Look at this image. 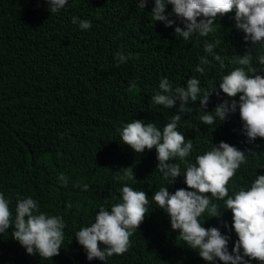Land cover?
<instances>
[{"label":"trees","instance_id":"obj_1","mask_svg":"<svg viewBox=\"0 0 264 264\" xmlns=\"http://www.w3.org/2000/svg\"><path fill=\"white\" fill-rule=\"evenodd\" d=\"M137 4L138 0H68L59 12L50 13L45 0H0V192L10 200L13 214L18 199L32 197L40 211L63 217L67 225L60 254L52 259L28 255L9 228L0 234V264H102L87 259L75 233L94 222L101 205L110 210L122 202L125 185L146 192L148 215L130 237L128 251L109 257L106 264H207L171 229L170 218L151 199L161 187L168 186L170 193L187 189L185 177L171 184L156 170L155 148L137 154L122 144L120 132L134 119L161 129L171 122L179 101L172 109L150 102L163 78L173 88L197 78L201 95L216 85L220 95L213 93L204 111H214L225 100L230 104L232 98L219 89L222 76L239 67L233 57L249 49L253 66L257 71L264 68L257 60L264 45L244 40L243 31L234 27V12L218 16L208 36L197 34L186 41L174 34L176 26L183 27L175 14L170 16L173 26L166 27L151 19L154 0L144 9ZM80 20L90 21L92 27L80 29ZM208 43L216 44L211 54L205 52ZM117 53L131 59L121 64ZM214 55L223 60V69ZM202 57L209 61L201 65L203 74L196 71ZM187 106L191 111L181 113L177 128L194 146L187 159L195 163L197 155L226 142L246 155V163L227 185L229 196L250 189L256 176L264 175V138L248 142L238 108L225 121L208 126L200 120L204 113L199 100ZM174 162L183 174L185 165L179 158ZM128 167L137 181L118 179ZM61 174L66 185L59 180ZM209 197L220 210L225 208L223 200ZM200 222L229 235L232 250L238 236L230 210L220 219L206 211Z\"/></svg>","mask_w":264,"mask_h":264},{"label":"clouds","instance_id":"obj_2","mask_svg":"<svg viewBox=\"0 0 264 264\" xmlns=\"http://www.w3.org/2000/svg\"><path fill=\"white\" fill-rule=\"evenodd\" d=\"M45 2L50 13L59 12L68 4V0ZM148 2L138 0L137 7L144 9ZM167 5L172 6V13L166 14ZM233 12L234 27L243 31L244 40L252 45H264V0H154L150 14L152 20L162 21L166 27L173 26L175 21L170 16L175 14L183 27L176 26L174 34L187 41L197 34L208 36L214 31L218 16ZM72 22L76 24L77 18L73 17ZM79 27L88 30L92 25L90 21L80 20ZM215 46V43L206 44L205 52L213 53ZM249 50L242 56L233 57L232 63L239 67L223 75L219 83L220 91L232 98L230 104L225 100L214 111H204L210 96L213 93L220 95L216 85L204 90L201 95L197 78H189L186 86L175 88L167 78H163L159 84L160 92L153 95L150 102L172 109L179 101V108L171 122L161 129L154 123L134 119L125 124L120 132L122 144L128 145L137 154L155 148L158 160L156 170L165 179H170L171 184L181 175L185 177L187 189L179 188L170 193L168 186L161 187L151 199L168 215L171 229L177 231L179 238L207 264H216L217 260L222 264H249L251 260L264 264V175H257L250 189L229 196L227 185L241 164L246 163L245 153L221 141L212 150L197 155L195 163H192L187 159L193 151L192 140L186 139L177 130L181 113L191 111L187 106L189 102L199 100L200 110L204 113L200 116L203 124L213 126L217 121L223 122L238 108L243 122L242 131L248 142L264 138V74H258L264 72V68L257 71ZM115 58L123 64L131 56L117 53ZM213 58L222 69L225 67L219 55ZM257 60L259 65L264 66V54L258 55ZM208 63V59L202 57L196 71L203 74L205 69L201 65ZM176 158L185 165L183 174L180 164L174 162ZM123 169L124 176L118 179L136 180L132 167ZM59 180L67 184L63 174ZM88 187L83 185L84 190ZM209 194L216 200H223L225 208L220 210ZM121 201L112 204L110 210L101 205L94 222L75 233L76 241L84 248L89 261L97 259L106 264L109 257L127 252L131 246L130 237L148 215L149 198L146 192L125 185L121 189ZM9 205L10 200L0 192V234L12 228L13 239L26 249L28 255L39 254L40 258L52 259L60 254L67 226L63 217L40 211L38 202L32 197L18 199L14 214ZM224 210L231 211L232 228L238 236L231 251L229 235L222 234L218 227L205 228L200 222L206 211L211 218L220 219Z\"/></svg>","mask_w":264,"mask_h":264}]
</instances>
